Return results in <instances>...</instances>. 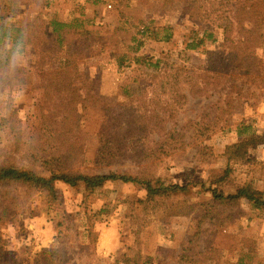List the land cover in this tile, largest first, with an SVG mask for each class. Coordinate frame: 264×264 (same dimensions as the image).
<instances>
[{
    "label": "rangeland",
    "instance_id": "obj_1",
    "mask_svg": "<svg viewBox=\"0 0 264 264\" xmlns=\"http://www.w3.org/2000/svg\"><path fill=\"white\" fill-rule=\"evenodd\" d=\"M185 3L186 0H0V19L12 23L16 28L31 25V30H36L37 26H44L42 22L47 26L50 21L58 20L71 33L91 32V38L86 42L88 49L83 56L85 65L80 68L89 78L84 91L88 92L87 98L78 104L77 122L68 136L76 167H87L97 154L98 143L106 144L108 137L118 138V149L123 147V140H128L126 138L134 139L126 141L129 142L127 145L135 148L138 142L141 146L142 121L133 125L132 115L138 118L155 114L159 117L170 115L168 105L172 100L167 84L175 70L173 68L181 67L179 69L184 73L188 70L185 75L178 73L177 82L181 84L182 81L187 82L186 76L191 77L189 73L212 76L223 65L225 56L218 43L207 44L196 52H183L189 32L187 27L190 26L183 13ZM144 26L154 29L171 26L175 30L174 39L170 42L142 39L144 44L139 52L159 61L160 67L155 69L132 64L119 68L116 65L118 59L136 46L133 39L140 38L136 31ZM35 34L34 31L31 35ZM31 35L27 33L21 54L11 52V44L6 46L10 53L0 57V67L25 66L29 65V60H36L37 56L31 48ZM72 39L79 38L73 36ZM79 43L82 44L83 40H79ZM254 54L256 61L264 67V44H260ZM22 82L23 79L21 82L1 83L0 116L5 112L8 99L16 108L29 114L34 112L36 94L23 91ZM69 86L70 77L67 75L51 84L58 90L68 89ZM239 89L242 91V102L229 118L220 123L221 129L218 130L219 125H216L206 132L208 138H196L193 136L197 135L200 123H191V119H199L202 112L209 113L215 102L224 106L223 99L228 89L222 94L207 89L201 96H190V89L182 87V93L187 97L181 101L174 119L168 123L171 122L169 125L174 138L188 144V147L172 151L170 157L154 159L149 170L181 186L197 183L207 186L206 180L211 171L226 168L224 148L238 141L237 127H251L258 138L263 137L264 91L255 89L244 93L247 89L245 85H239ZM157 121L154 118L151 123ZM120 127L124 130H119ZM10 140L8 129L2 127L0 156L10 150ZM140 150H132L131 159L142 154ZM139 166V163L121 158L118 164L113 163L104 171H137ZM235 177L237 180L251 181L254 189L264 193V144L247 155L246 161L237 167ZM189 188L192 189L191 186ZM57 189L60 211L69 216L63 221L61 229L56 227L57 222H62L61 216L42 210L40 201L35 200L30 204L26 201L29 198L16 196L17 202L11 204L8 200L0 199V213L7 211L3 219L7 221L0 222V232L11 264H30L33 254L55 246L74 247V251L83 259L82 252L77 249L80 235L76 238V230L84 231L86 225L80 207L82 194L80 190L61 185ZM127 199L132 200L130 204H133V208L125 204ZM185 199L194 210H199L197 204L200 203L214 205L215 209L221 210L219 217L224 220L218 227L214 222L204 223L201 235L187 253L206 252L205 248H211L215 251L212 263L240 264L241 260V264H264V214L255 212L245 201L216 203L211 194L193 195ZM6 202L7 207H3ZM87 205L92 211H108L104 221L96 224L93 230L97 237L96 257L100 264H107L118 254L125 253L133 245V232L136 230L140 231L138 238L143 243L145 263L176 264L174 255L187 250L190 239L197 232V211L190 217L160 221L156 216L148 215L144 189L130 184L107 183L89 198ZM9 217L15 219L8 221ZM208 262L203 261V264Z\"/></svg>",
    "mask_w": 264,
    "mask_h": 264
},
{
    "label": "trees",
    "instance_id": "obj_2",
    "mask_svg": "<svg viewBox=\"0 0 264 264\" xmlns=\"http://www.w3.org/2000/svg\"><path fill=\"white\" fill-rule=\"evenodd\" d=\"M183 13L190 23L183 52H196L207 44L218 43L225 56L223 65L212 76L204 74L195 76V73H189L191 77L186 76L187 82L182 81L181 84L177 82L178 73L185 75L188 70L184 73L179 69L181 67L173 68L175 70L173 75L169 76L167 84L168 95L172 100L168 105L170 115L159 117L155 114L145 118L132 115L133 125L142 121L141 146L139 147L138 142H136L138 147L135 148L127 145L129 142L126 141L134 139L126 138L128 140H123V147L118 149L116 146L118 138L108 137L106 144L98 143L94 160L84 168L75 166L68 136L77 122L78 104L87 98L88 92L84 91L89 78L84 69L80 68L85 65L83 56L88 49L86 42H89L91 32L71 33L69 28L58 20L50 21L47 26L42 22L44 26H37L36 30H31V25L16 28L12 23L0 19V57L10 53L5 49L8 44H11V52L21 54L27 33L30 36L34 31L36 34L31 35V48L33 54L37 56L36 60L28 61L29 65L0 67L2 72L0 86L4 82L6 84L9 81L21 82L23 79L24 83L21 85L23 91L34 93L37 98L35 110L31 114L16 108L8 99L5 112L0 116L2 123L0 130L2 127L7 128L11 136L10 150L0 156V199L8 200L11 204L17 202L16 196L29 198L26 201L30 204L35 200L40 201L42 210L55 213L57 217L61 216L62 222L56 223L57 229H61L63 221L69 216L66 212L60 211L57 187L61 185L71 190H80L82 194L80 207L83 220L86 222L84 231L76 230V238L80 235L77 249L82 252L83 259L77 255L74 247L55 246L33 254L30 264H100L96 257L97 237L93 230L96 224L104 221L108 211L105 209L92 211L87 203L89 198L107 183L120 182L143 188L148 215L156 216L163 222L190 217L197 211L199 218L197 232L190 239L189 248L174 255L173 260L176 264H203V261H209L208 264H219L216 261L212 263L215 251L211 248L204 249L208 253L201 250L190 255L187 252L192 250V245L201 235L204 223L214 222L216 227L223 223L224 220L219 217L221 210L207 203L197 204L199 210H194L187 205L185 198L211 194L216 203L229 200L245 201L255 212L264 214V193L254 189L251 181L237 180L235 177L237 167L246 161L247 155L264 144V136L258 138L251 127L245 129H242L241 125L237 127L238 141L224 148L226 168L211 171L206 180L207 186L205 183L181 186L149 170L154 159L170 157L172 151L188 147V144L174 138L169 125L171 122L168 123L174 119L181 101L187 97L183 95L182 87L190 89V96H201L207 89H214L222 94V91L228 89L223 99L224 106H219L215 102L209 113L202 112L199 119H191V123H200L197 135L193 136L196 138H208L206 132L216 125H219L220 130V123L237 110L243 97L239 85L247 87L244 93L255 89L264 91V67L256 61L254 54L257 47L264 44V0H186ZM174 32L171 26L158 29L144 26L136 31L140 37L138 40L133 39V42L137 43L136 46L131 47L128 54L121 55L116 65L119 68L130 67L132 64L159 68L161 64L159 61L139 52L144 44L142 39L170 42L174 39ZM70 35L79 39L73 40V36ZM81 39L82 44L79 43ZM64 75L70 77L68 89L58 90L51 87L54 80ZM23 76L28 78L24 80ZM171 79L173 81L170 83ZM154 118L158 121L152 124ZM119 130L124 128L120 127ZM137 148L141 149L142 154L131 159L132 150L136 152ZM121 158L124 161L139 163L138 170H117L107 173L104 171L113 163L118 164ZM189 186L192 187L191 190ZM126 202L125 204L133 208V204H130L133 203L131 199H127ZM3 205L7 207L8 204L6 202ZM6 216L7 211L0 213L1 223L7 221L3 220ZM8 219L12 221L15 218ZM139 232V230L133 232L135 234L133 245L107 264H147L143 261V243L138 238ZM239 263L241 264V260ZM0 264H11L6 255L1 232Z\"/></svg>",
    "mask_w": 264,
    "mask_h": 264
}]
</instances>
